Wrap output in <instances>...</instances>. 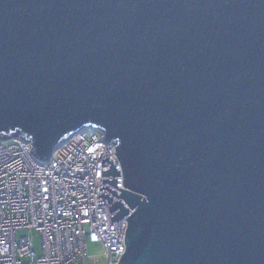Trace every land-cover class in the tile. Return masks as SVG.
<instances>
[{
  "label": "water",
  "instance_id": "95a60500",
  "mask_svg": "<svg viewBox=\"0 0 264 264\" xmlns=\"http://www.w3.org/2000/svg\"><path fill=\"white\" fill-rule=\"evenodd\" d=\"M84 128L119 264H264V0H0V141Z\"/></svg>",
  "mask_w": 264,
  "mask_h": 264
},
{
  "label": "built area",
  "instance_id": "2783aa9c",
  "mask_svg": "<svg viewBox=\"0 0 264 264\" xmlns=\"http://www.w3.org/2000/svg\"><path fill=\"white\" fill-rule=\"evenodd\" d=\"M9 141V145L4 142ZM0 141V264H89V244H101L107 264H119L126 251L127 219L115 224L110 206L121 201L100 187L121 191L103 180L102 165L108 156L120 167L114 176L124 189L122 167L116 146L104 140L95 128H84L61 143L49 161L32 154V145L22 136ZM112 203L99 206L102 194ZM21 231L29 234L20 240ZM41 237V255L36 256L33 236Z\"/></svg>",
  "mask_w": 264,
  "mask_h": 264
},
{
  "label": "rangeland",
  "instance_id": "374dc122",
  "mask_svg": "<svg viewBox=\"0 0 264 264\" xmlns=\"http://www.w3.org/2000/svg\"><path fill=\"white\" fill-rule=\"evenodd\" d=\"M5 145H9L10 142H4ZM29 233L26 231H21L18 233L17 237L20 240L21 238L27 236ZM34 241V249L36 256L39 257L41 255V237L38 234L33 236ZM89 254L91 260H88L89 264H107V260L104 257L105 250L101 244H89Z\"/></svg>",
  "mask_w": 264,
  "mask_h": 264
}]
</instances>
